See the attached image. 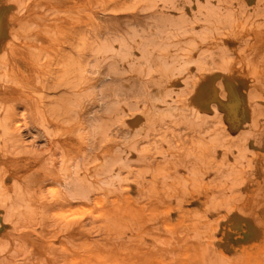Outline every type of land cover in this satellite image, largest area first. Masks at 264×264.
Wrapping results in <instances>:
<instances>
[{"label": "rangeland", "instance_id": "374dc122", "mask_svg": "<svg viewBox=\"0 0 264 264\" xmlns=\"http://www.w3.org/2000/svg\"><path fill=\"white\" fill-rule=\"evenodd\" d=\"M171 2L19 0L20 8L17 0H0V24L16 17L18 26L37 22L40 28L28 45L35 49L38 69L24 76L19 49L0 61V93L6 82L12 87L8 95L0 94V169L8 173L2 177L6 185L10 179L18 184L8 185L13 200L8 210L0 209V244L13 251L17 238L22 246L36 245L28 258L32 264H264L259 237L234 238L239 242L227 247L221 239L209 251L201 243L205 225L198 215L212 196L232 195L236 177L229 166L236 159L235 145L221 137L219 128L232 136L250 125L264 127V81L212 72L220 84L209 104L214 111L190 114L172 96L183 83L178 73L167 80L170 88L161 87L160 77L193 55L194 38L173 23L180 13L165 7ZM177 2L184 17L205 21L194 31L206 28L209 43L196 55L207 52L209 64L216 62V41L237 55L249 35L250 50L264 44L260 0H236L248 10L236 26L241 31H231L227 12L223 20L202 12L209 0ZM57 33H90L96 48L73 59L70 41ZM16 83L22 87L15 89ZM133 106L135 111H124ZM109 128L110 136L105 135ZM74 133L93 137L90 145L80 147ZM165 141L186 151L165 156ZM165 169L167 181L160 179ZM29 173L38 179L25 180ZM190 179L195 184L187 191ZM261 179L255 173L247 177L240 194L258 200ZM10 219L13 225L6 223ZM17 224L28 230L19 231ZM0 264H20V256L0 252Z\"/></svg>", "mask_w": 264, "mask_h": 264}, {"label": "snow or ice", "instance_id": "6c2138e0", "mask_svg": "<svg viewBox=\"0 0 264 264\" xmlns=\"http://www.w3.org/2000/svg\"><path fill=\"white\" fill-rule=\"evenodd\" d=\"M254 2V0H253ZM20 8L24 7L23 3H19ZM185 6L188 5L185 3ZM157 9L159 5L156 6ZM165 7L175 8L180 17L177 23L178 27L187 35L194 38V42L189 45V51L193 53L191 56H186L180 60V67L175 69V72H170L167 77L161 76V87H171L167 83V80L173 78L175 73H178L176 79L183 81L177 92H173L172 96L180 100L181 105L186 107L190 114H196L197 110L200 112L213 110L210 109L209 104L212 99L218 94L220 90V84L217 82L218 77H213L212 72H221L228 74L241 73L246 76L253 78L259 77L261 81H264V44L260 46L258 50H250L252 42L251 35L248 36L247 40L241 41L239 49V55L234 50H229L224 45L223 41H216L217 45V57L214 64L208 63V53L203 52L201 55L196 53L201 52V49L208 46L209 35L206 28H201L199 32L194 31L197 24L203 25L205 21L198 17L188 19L183 16V8L180 6V2L172 0L171 3L165 5ZM209 11L215 13L221 20L224 19V12L228 13V19L232 22L233 28L231 31H241L238 27L242 16L248 11L243 3L237 5L236 0L231 2H225L222 0L220 3H216V0H209V2L202 6L203 11ZM259 12L261 16H264V0H260ZM40 28L37 26V22H28L26 24H19L16 17H12L10 20H5L0 24V50L3 51V55H0V61H4L8 58L9 50H13V55H16V49L20 50V55L25 58V64L23 65L24 76L29 75L34 68L38 69L39 65L35 63L37 57H35V49L29 50V41L32 39L33 34L39 32ZM261 36L264 37V22L261 24ZM50 35V34H49ZM57 38H64L69 40L68 49L72 52L73 59L80 54V58L83 59L94 51L96 45L89 39L88 35L76 36L71 35L62 37L61 34L57 33ZM211 39L215 40V30ZM23 45V48H21ZM91 46V47H90ZM40 65L44 63V58H39ZM245 65L247 69L245 71ZM38 74V72H37ZM39 83V81H37ZM244 87H248L247 81H242ZM21 83L14 85L15 89H20ZM12 91L10 82L4 84L3 92L0 94L8 95ZM19 102V101H17ZM102 103V101H101ZM135 111V107H126L124 111ZM0 111L3 108L0 107ZM25 126L27 124L25 123ZM20 126L17 125V128ZM126 127V126H125ZM138 133L142 129L137 130ZM113 129L109 128L105 135H112ZM219 133L223 139H226L231 145H235L232 151L235 153V162L229 167L235 174V182L231 189L232 195L227 198L217 199L216 196H212L211 200L206 203V206L201 208L198 215L204 222V228L201 234V243L207 245L209 251L212 250L213 246L218 240L224 241V246L227 247L230 242L238 243L239 237H248L249 239L259 237L264 239V179H261V195L258 200L246 198L240 194L242 185L246 183L247 177H252L253 173L264 177V127L259 129L253 126H248L239 135H228V131H225L221 126ZM77 140L80 147L84 148L89 146L93 137L87 134H76ZM167 149L164 153L168 156L169 152H184L185 148H179L175 142L168 143ZM149 148L145 149V152L149 151ZM72 151H76V145L74 144L71 148ZM212 149H208V155L211 154ZM189 159H193L190 155ZM8 173L0 169V209L8 210L11 201L13 200L14 194L11 193V187H18L15 181L9 180L8 185L2 179L3 176ZM168 170H163V175L160 179L167 181ZM38 179L34 173H29L25 180ZM198 179V177H197ZM195 181L189 180L187 185V191H191ZM203 191V190H201ZM258 205V206H257ZM7 224L13 225L15 221L13 219L7 220ZM17 229L21 232L27 231L26 227L16 225ZM38 235V233H37ZM28 248L27 245H21L19 238L15 241V251L10 247H6L0 244V252L10 253L12 255L20 256V264H32V261L28 258L34 255V249ZM37 264H50L49 261H39ZM224 264H238V261H225Z\"/></svg>", "mask_w": 264, "mask_h": 264}, {"label": "bare ground", "instance_id": "6f19581e", "mask_svg": "<svg viewBox=\"0 0 264 264\" xmlns=\"http://www.w3.org/2000/svg\"><path fill=\"white\" fill-rule=\"evenodd\" d=\"M11 53V52H10ZM13 56V55H12ZM19 59V58H18ZM18 70V69H17ZM119 87V86H118ZM122 88V87H121ZM21 93V92H20ZM12 96V95H11ZM17 99V98H16ZM19 99V98H18ZM28 99H30V98H28ZM14 100V99H13ZM22 100V99H21ZM24 101V100H23ZM25 102H27V101H25ZM24 103V102H23ZM24 104H26V103H24ZM26 106L28 107V105L26 104ZM16 122H18V121H16ZM15 124V123H14ZM12 126H15V125H12ZM143 128V127H142ZM130 134V133H129ZM11 135V134H10ZM12 136H15V137H13V138H15V141L16 142H20L21 140H20V138H19V136H16V135H12ZM21 137V136H20ZM10 138V137H9ZM8 138V139H9ZM12 138V137H11ZM12 138V139H13ZM10 140V139H9ZM14 140V139H13ZM12 141V140H11ZM14 143V142H13ZM51 143V142H50ZM48 146V145H47ZM38 147V146H37ZM46 149V148H45ZM17 149H15V151H16ZM35 150V149H34ZM47 150V149H46ZM57 150V149H56ZM20 151H21V149H20ZM47 152V151H46ZM55 152V151H54ZM57 153V152H56ZM54 156H55V154H54ZM53 158V157H52ZM53 160V159H52ZM53 162V164H54V160L52 161ZM6 163V162H5ZM59 163V162H58ZM56 164V163H55ZM47 168H48V166H47ZM8 171V170H7ZM44 176V175H43ZM39 181V180H38ZM40 183H42V182H40ZM43 183H45V182H43ZM53 187V186H52ZM95 202V201H94ZM77 208V207H76ZM73 209H75V208H73ZM77 209H79V208H77ZM77 209H75V210H77ZM69 210H71V209H69ZM74 211V210H73ZM78 211V210H77ZM52 215V214H51ZM27 235V234H26ZM29 235V234H28ZM30 239H32V238H30ZM33 241V240H32ZM35 241H36V239H35ZM34 241V242H35ZM41 243V242H40ZM37 244V243H36ZM221 248V247H220Z\"/></svg>", "mask_w": 264, "mask_h": 264}]
</instances>
